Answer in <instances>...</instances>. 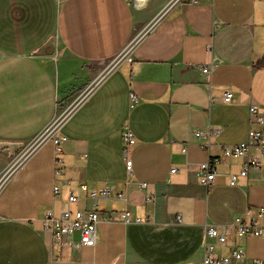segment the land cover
<instances>
[{"label": "crops", "instance_id": "crops-1", "mask_svg": "<svg viewBox=\"0 0 264 264\" xmlns=\"http://www.w3.org/2000/svg\"><path fill=\"white\" fill-rule=\"evenodd\" d=\"M172 3L147 0L137 9L130 0H0V143H21L20 150L152 28L135 45L134 60L104 78L57 131L62 172H54L50 139L1 191L0 264H200L209 225L222 231L250 206L264 207V161L241 176L247 157L223 154L259 128L249 107L264 112V0ZM50 40L53 53H39ZM226 91L232 103L224 102ZM126 127L136 138L128 154ZM17 152L0 149V173ZM210 158L217 176L207 188L198 165ZM83 183L110 187V194L92 199L78 191ZM72 191L80 195L73 211L96 206L113 215L98 223L94 246L62 249L46 227L48 212L59 216ZM124 211L128 222L116 215ZM231 239L245 251L231 264L264 258V236L241 238L234 228ZM211 241L216 255L230 254L232 245Z\"/></svg>", "mask_w": 264, "mask_h": 264}, {"label": "built area", "instance_id": "built-area-1", "mask_svg": "<svg viewBox=\"0 0 264 264\" xmlns=\"http://www.w3.org/2000/svg\"><path fill=\"white\" fill-rule=\"evenodd\" d=\"M132 4L141 9L145 6L147 0H130ZM183 0H173V5ZM151 27V26H150ZM149 27V28H150ZM152 28L149 29V31ZM148 31V32H149ZM147 32V31H146ZM139 33L131 43L116 57L111 59L106 67L103 69L101 75L79 95L78 99L73 105L66 108L59 116L53 121V123L44 131L39 137H37L31 144L23 147L19 152L11 157V160L0 175V193L8 183V181L27 163V161L46 143L52 139L55 145V157H54V172L60 174L62 172L63 158L61 154L63 149L61 146V140L56 136L57 131L67 121L69 116L74 110L94 91L97 85L113 71H115L123 62H132L133 49L135 45L147 34ZM203 73L208 77L211 76L212 66H207L203 69ZM206 85L211 89V79H208ZM223 100L225 103H232L234 101V93L232 91H226L224 93ZM131 102L135 104L138 102V98L134 93H131ZM251 125H258L259 128L254 126L250 128L248 134V142L244 144L229 145L223 148V154L226 159L233 156L247 157L244 163L243 169L240 173L241 176H247L251 169L261 168L264 161V112L263 107L260 105H251L249 107ZM197 135L202 133L199 131ZM124 139V151L128 154L136 143V138L133 132L126 127L123 133ZM251 150H254L251 153ZM186 152V148L183 149ZM126 167L129 173L133 169V161L130 158L126 160ZM198 176L200 183L210 188L214 185L217 168L216 159L210 158L207 162L198 165ZM177 167L173 166L171 172H175ZM238 182V175L231 176V185H236ZM147 183H140V187L145 188ZM61 187L58 184L53 186V194L57 196L60 193ZM79 192L89 193L92 199L99 200L100 198H107L110 194L111 188L105 187L97 190L91 187L87 183L79 185ZM123 193L119 194V197H123ZM80 195L78 192L72 191L67 201L64 203L60 215L55 216L52 211H49L45 219L46 227L50 230L53 236V241L57 246L62 249L67 247H82V246H94L98 242V223L103 219L111 218L113 215H104L96 206L88 209H77L73 211V204L79 202ZM149 201L152 198L149 197ZM125 222L130 220V213L124 211L116 214ZM142 219L137 218L136 222H141ZM236 224L223 226L222 231H219L215 225H209L207 227V233L204 242V259L200 264H231L233 261L240 262L245 257V251L241 246H237L231 239L233 229L236 228L237 235L241 238L247 236H264V207H252L250 206L245 212V218H237ZM79 234V239L75 240V234ZM212 239H216L219 243L225 245H232L230 254L226 257L216 255L214 252V244ZM252 264H264V258H257L252 261Z\"/></svg>", "mask_w": 264, "mask_h": 264}, {"label": "water", "instance_id": "water-1", "mask_svg": "<svg viewBox=\"0 0 264 264\" xmlns=\"http://www.w3.org/2000/svg\"><path fill=\"white\" fill-rule=\"evenodd\" d=\"M54 49V41L50 40L47 44H45L40 50L39 53L41 54H51L53 53ZM23 145L21 143H8V142H1L0 149L8 148L10 153L17 152Z\"/></svg>", "mask_w": 264, "mask_h": 264}, {"label": "rangeland", "instance_id": "rangeland-1", "mask_svg": "<svg viewBox=\"0 0 264 264\" xmlns=\"http://www.w3.org/2000/svg\"><path fill=\"white\" fill-rule=\"evenodd\" d=\"M58 58H60V55H58ZM84 89H85V87L83 89L79 90V91H75V95H74L75 97L74 98L79 97V94H81V92H83ZM10 160H11V158L10 159H6L5 169L7 168ZM5 169L0 173V175L5 171Z\"/></svg>", "mask_w": 264, "mask_h": 264}]
</instances>
